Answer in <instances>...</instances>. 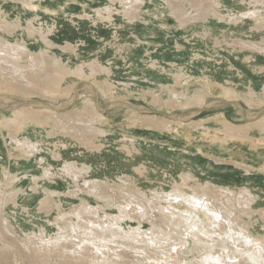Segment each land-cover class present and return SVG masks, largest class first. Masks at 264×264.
<instances>
[{
	"label": "rangeland",
	"instance_id": "1",
	"mask_svg": "<svg viewBox=\"0 0 264 264\" xmlns=\"http://www.w3.org/2000/svg\"><path fill=\"white\" fill-rule=\"evenodd\" d=\"M209 1L201 0L200 7L209 9L212 5L214 15L212 11L206 12L205 21L184 24L175 17L170 3L183 2L190 10L187 0H141L135 3L139 8L133 19L123 15L130 0H0L1 41L16 42L36 57L42 55L50 71L58 67L70 72L82 68L89 74L91 66L100 70L96 84L93 78L67 76L62 86H74L65 97L30 89L34 83H27L26 89L20 85L15 89L0 86V94L55 101L56 105L69 101L74 94L81 95L65 109L67 118L88 117L92 113L86 102L89 98L101 109L107 102L127 100L162 113L187 112L211 101L227 99L235 100L249 112L261 111L255 117L258 121L264 116V101L251 102L247 97L249 93L259 99L264 95V0ZM108 7L111 18L100 19L98 10ZM22 57L25 58L20 63L26 65L30 56ZM7 65L2 63L0 80L23 82L18 72ZM91 83L96 100L92 92L84 93L88 88L92 91ZM193 95L205 96L206 102L201 107L185 105V98ZM6 105L0 104V116L19 112L16 105ZM25 108L26 117L18 115L23 117L19 122L8 121L7 128L5 123L0 125V230L5 222L9 224L14 233L11 244L16 258H6L3 249L7 241L0 231V264H26L17 246L28 241L31 247L39 246L41 242L36 237L54 236L58 226L64 224L60 221L58 225L57 220L65 214L75 222L74 214L79 213L83 203L101 208L102 218L105 213L118 215L117 207L124 206L128 199L152 205V200H158L155 189L169 190L170 183L180 181L181 175L190 176V184L198 187L251 190L254 200L249 208L235 204L236 210H240L236 214L255 235L264 236V164L257 156H264V151L255 146L259 135L254 127H249L252 142L241 138L223 142L227 129L256 122L255 118L246 119L234 103L201 111L188 120H172L182 122L180 126L154 113L105 108L101 112L105 118L92 123L93 131L79 129L81 137L53 129L54 117L46 118L44 109ZM24 126L26 131L19 133ZM14 131L41 138L42 147L33 154L19 152L9 138ZM66 163L79 168L85 165L87 171L71 178L65 173ZM45 168L51 171L49 175L44 174ZM84 181H106L110 187L104 190V198H99L87 190ZM125 186L131 188L134 197L121 190ZM48 196L51 204L45 205L43 200ZM234 197H230L232 202ZM165 200H159L160 204L167 205L168 199ZM221 201L228 203L226 199ZM41 205L45 207L42 210ZM153 213L156 214L154 209ZM151 218H127L121 224L127 231L136 227L148 231L153 226ZM161 220H154V225L170 228L169 243L176 240L177 244L181 234ZM189 247L183 257L200 253L192 240ZM125 252V261L139 264H147L148 256H155L150 251L142 253L143 260L136 255L142 251L127 248Z\"/></svg>",
	"mask_w": 264,
	"mask_h": 264
},
{
	"label": "bare ground",
	"instance_id": "2",
	"mask_svg": "<svg viewBox=\"0 0 264 264\" xmlns=\"http://www.w3.org/2000/svg\"><path fill=\"white\" fill-rule=\"evenodd\" d=\"M139 1L141 0H130L129 5L127 4L128 7L123 9V15L127 19L134 18L139 8V4L137 5L135 3ZM187 1L190 3H188L191 7L190 10H187L189 8L185 7L186 5H184L183 2H175L172 4L170 3V5L172 6L173 14L180 22L184 24L199 20L205 21L207 17L206 12H208L209 14V12L212 11L213 15L214 12H216L214 9L211 10L212 5H210L211 7L209 9L205 6H203L205 8L200 7V4L203 3L201 2V0ZM131 2L134 3L131 4ZM210 2L211 0L208 3ZM216 4H219V2L216 1ZM111 14L112 12L110 7L105 10H98L97 12V15L98 17H100V19H110ZM247 45L251 46V44L249 43H247ZM24 54L25 56L28 55V58L30 56V60L27 62L26 65L20 63L21 58H25L22 57V55ZM44 58L45 57H43L42 55L40 57H36L26 47L21 46L16 42L9 43L0 40V69H2L3 67L2 63L8 64L9 68H11L14 73L18 72L19 76L24 80L22 82L18 79L19 81L12 83L8 79H2L0 80V86H4L6 89H15L20 85L21 88L26 89L29 88V86L27 87L26 85L27 83H34V86L30 89H43L44 93L49 94L50 96L57 94L65 97L70 95V92L74 86L72 85L71 87H69V85L67 84V86H62L67 76L75 75L80 78H93L94 81L92 82L94 83L96 82V75L98 71H100L98 67L95 66L90 67L89 70L91 71L89 72V74L83 71L82 68H76L74 72H70V70L62 69L64 68L62 66V68H56L58 69L56 71H50L46 66L47 62L44 61ZM101 71H103V68ZM10 72L11 71H9V73ZM44 84H46L48 87H45ZM16 85L18 86L16 87ZM91 86L92 91L87 87L88 89L84 92L86 95H90L91 92L92 95L96 94L94 93L95 88L93 87L92 83ZM110 89L111 88L107 87L108 92H111ZM0 95L1 98L6 97L7 95L14 96L10 94ZM79 97H81V95H79ZM247 98L251 102L257 101L258 103L262 104L264 101V95L261 99H259V97H256L253 93H249ZM90 99L91 98H89V101H86L88 102V105L91 106L90 111H92V113L88 117L73 116L67 118L66 112H64L65 110L55 111L46 107L38 108L41 110L44 109L43 111L46 112L44 114L46 118L48 116L54 117V119H52L54 123L53 129L58 130L60 134H69L74 137H81L79 136V129H82V131L86 129V132H91L93 131V122L102 121L106 116H104V114L101 113L102 111L99 110L101 108H98L97 105H93L94 100L90 101ZM40 100L45 101L43 99ZM221 101L231 100L222 99ZM48 102L53 105H56L54 104L55 101ZM184 102V104L187 106L198 105L201 107L206 102V100L205 96L203 95H193L187 96ZM0 104H3L5 106L7 103H4L0 100ZM12 105H16L19 109V112L14 111L12 113L10 112L11 114H3L0 116V125L5 123L6 128L8 124L6 122L18 121L23 118H20L19 116H22L20 114L24 115V112L27 111L25 106H28L30 108V105L19 103L9 104L6 106ZM108 108H128L132 112L136 111L138 113H142L131 107L114 106ZM241 112L243 113L242 110ZM257 112L253 111L247 112V114L243 113V116L250 121L254 113ZM35 114L38 115V112ZM158 115L160 116L161 114ZM24 116L26 117V115ZM246 116H249L250 118H247ZM172 120L174 119H167L168 122L174 123V125L176 126H180L182 123L180 121ZM169 127L171 126L169 125L168 128ZM242 127H235L237 129L231 128L229 130L226 128L227 130L224 132L223 135L225 137V139H223V142H229L230 140L240 138L241 140H249L252 142L253 136H251L252 133L249 134V127H254L253 129H255L257 134L259 135L258 142L256 143L257 145L255 146H258V149L264 151V116L254 123H243ZM26 129L27 128L24 126V128H22V131L20 129H17V131H21L19 133H23V131H26ZM19 133L15 131L9 133L10 140L15 144V147L19 149V152L23 154H33L37 150H39V148L42 147L43 143L41 138L37 137L33 139L30 138L28 135H20ZM257 156H261L264 164V156L260 154H258ZM250 168H252V170L255 169L253 165ZM259 169L263 170V168L261 167ZM64 170L65 173L70 174V176L73 175V177H75L78 174V176H80L81 172L83 171L86 172L87 167H85V165H82V167L79 168L73 163H66L64 165ZM43 171L44 174L49 175L51 173V171L46 168ZM180 178V181L175 180L170 183L171 188L169 190L161 188L159 190L155 189V197L158 200H152V205L144 204V202L141 200H125L127 202L124 206L117 207L119 211L118 215H110L108 213H105V217L102 218L99 215V210L101 208H93L92 206H90V204H85L82 202L83 204L81 205L79 213L74 214V216L76 217L75 222L71 219H68L69 217L67 214L60 216V218L57 220V224L60 225V221L62 223L64 222V224L62 225V227L58 226L59 230L55 233L54 236L43 238V236L41 235V237H36L41 242L39 246L37 245V247H31L32 245L30 246L28 244V241L22 245L17 246V250H19L22 256L24 255L25 259L27 260L26 264H139L138 261H125L124 258L127 255H125L124 257V254H126L125 249L127 248L130 250H137V252L142 251L141 254L136 253V255L143 257V260L145 257L142 255V253H148L149 251L154 253L155 256H148L149 262L147 264H264V236H260L257 234L255 235L249 229L248 224L244 222L239 215V217H237L236 214V212H239L240 210H236L235 204H238L239 207L243 205L246 206V208H249L248 206H250V204L254 200V197H252L251 194V190L243 188L242 190L235 192L229 187H198L195 183L194 185L190 184V176L181 175ZM124 180L127 181V179H123V181ZM84 184L89 192L93 193L99 198H104V190L106 189V187H110V183L106 181L102 183L84 181ZM121 190H124L129 197H134V193H131V188H127V186H125V188ZM143 195L145 194L143 193L142 196ZM234 195L238 197H234ZM230 197H234L233 199H235V203L232 202V199H230ZM122 198L124 197L122 196ZM162 199H168V201L166 202L167 205L160 204L159 200ZM222 199H226V201L229 203V205L227 203L229 207L223 201H221ZM50 201L51 198L48 196L43 200V203L45 205L51 204ZM105 201L107 200L105 199ZM181 205H183V207H180ZM230 207L233 209H231ZM40 208V210H42L45 207L41 205ZM153 209L155 210L156 214L153 213ZM148 217H153L154 220H161L162 218L164 221H166L168 226L172 227V230L177 229V231H179L182 236L180 241L177 244L174 243L176 240L173 242V244L169 243V237H171V235H169L168 230H170V228L164 229L161 225L157 223L154 225V220H151L152 218L149 220L153 224V226L148 231L140 230L139 227L127 231L122 227L121 224V222H123V220L127 218L147 219ZM0 231L5 241H7V244L4 245L5 248L3 249V252H5L6 254V258H12L16 260V258L14 257L15 251L11 244L14 233L10 230L9 224L5 222V224L1 226ZM31 238L32 237H28L27 239L30 240ZM189 240H192L195 244H198L197 248L199 250L198 252L200 253H198L197 256L186 258L182 255L187 254ZM167 242L168 245L166 244ZM163 244L167 245L168 247H165ZM160 254L163 255V257L160 256Z\"/></svg>",
	"mask_w": 264,
	"mask_h": 264
},
{
	"label": "water",
	"instance_id": "3",
	"mask_svg": "<svg viewBox=\"0 0 264 264\" xmlns=\"http://www.w3.org/2000/svg\"><path fill=\"white\" fill-rule=\"evenodd\" d=\"M94 93H95V91H94ZM76 96L77 95L74 94L69 101L62 103V104H59V105H53L48 101H41L38 99L29 98V97H18V96H8V95L4 98H1V95H0V100L3 101L4 103H7V104H18L19 103V104H25V105L35 106V107H46V108H49V109L55 110V111H63L65 109H67V107H69V105L73 101H75ZM93 96L96 100V94ZM230 103H234L239 109H241L243 111V113L247 114V110L244 107H242L238 102H236V101H221V100L211 101L209 103H206L205 105H203L199 109H195V110H191V111H187V112H181V113H162L159 111L152 110L146 106L132 103V102L127 101V100H116V101L107 102L105 104L104 109L108 108V107H114V106L131 107V108L136 109L137 111H140V112L158 113V114H161L164 117H167L169 119L187 120V119L193 117L194 115H196L197 113H199L203 110L222 107V106H225V105L230 104ZM104 109H99V110L103 111ZM260 112L261 111L254 113V115L251 118H254L255 116L259 115ZM246 117L250 118L249 116H246Z\"/></svg>",
	"mask_w": 264,
	"mask_h": 264
},
{
	"label": "crops",
	"instance_id": "4",
	"mask_svg": "<svg viewBox=\"0 0 264 264\" xmlns=\"http://www.w3.org/2000/svg\"><path fill=\"white\" fill-rule=\"evenodd\" d=\"M247 112H249V111H247ZM255 117H257V116H255ZM253 119V118H252Z\"/></svg>",
	"mask_w": 264,
	"mask_h": 264
}]
</instances>
